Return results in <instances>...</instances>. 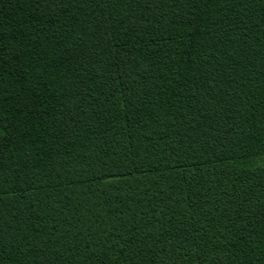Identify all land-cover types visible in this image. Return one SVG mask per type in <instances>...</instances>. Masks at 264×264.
Masks as SVG:
<instances>
[{
    "label": "trees",
    "instance_id": "16d2710c",
    "mask_svg": "<svg viewBox=\"0 0 264 264\" xmlns=\"http://www.w3.org/2000/svg\"><path fill=\"white\" fill-rule=\"evenodd\" d=\"M0 264H264V0H0Z\"/></svg>",
    "mask_w": 264,
    "mask_h": 264
}]
</instances>
